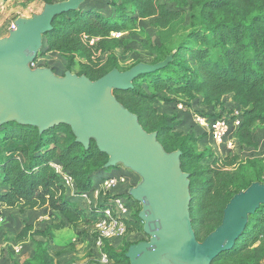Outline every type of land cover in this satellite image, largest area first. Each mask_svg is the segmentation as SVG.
I'll return each mask as SVG.
<instances>
[{"label":"trees","instance_id":"trees-1","mask_svg":"<svg viewBox=\"0 0 264 264\" xmlns=\"http://www.w3.org/2000/svg\"><path fill=\"white\" fill-rule=\"evenodd\" d=\"M188 1L199 9L198 27L175 48L158 46L157 58L151 64L164 60L173 52L171 62L163 69L138 75L132 82L133 88L116 90L114 96L138 117L146 132L157 133L158 141L167 152L181 151V167L190 178L192 227L197 240L202 241L220 225L226 204L242 189L221 184L219 169L199 166L201 160L207 159L206 156L191 150V136L178 138L171 134L178 123H172L171 119L159 114L155 103L159 100L167 104L172 100L159 99L155 91L184 96L188 102L199 96V103L215 109L222 105L224 96H229L241 114L233 136L239 142H247L254 125H264V0H176L181 6ZM85 2L76 10L53 19L52 30L44 35L43 46L34 65L46 53H58L69 64L75 58L90 60V39L97 40L96 44L104 49L111 34L134 29L139 17L155 16L156 26L164 29L180 16L179 11L167 9L158 0H114L109 4L114 8L113 13L108 16L94 7H86ZM128 7H134L137 14ZM228 14L234 18L229 20ZM113 68H117L116 65L96 68L85 63L81 64L78 75L96 80ZM107 159L94 141L90 142L87 150L84 149L65 124L40 133L35 127L6 123L0 126V203L21 211L48 207L70 223L83 222L94 226L96 210L85 214L66 198L67 190L53 163L68 173L74 181L76 193L81 194L91 190L93 178L107 175L115 169L104 168ZM252 182L264 183L254 179L248 182L247 187ZM121 194L131 200L132 206L131 215L125 221V236L133 232L146 236L138 218L140 204L127 192ZM30 231L31 227L25 225L17 234L19 241L27 239ZM143 240L146 239L135 243ZM135 243L124 242L120 249H115L109 241H104L101 251L106 255V264H129L125 253ZM223 262L264 264V205L250 217L244 234L232 249L216 257L212 264ZM27 264H52V260L45 248L39 247Z\"/></svg>","mask_w":264,"mask_h":264},{"label":"water","instance_id":"water-1","mask_svg":"<svg viewBox=\"0 0 264 264\" xmlns=\"http://www.w3.org/2000/svg\"><path fill=\"white\" fill-rule=\"evenodd\" d=\"M86 0L45 3L31 17H17L14 29L0 37V126L15 122L41 133L56 125L70 127L84 149L94 141L108 159L105 169L123 167L139 181L127 194L140 204L138 218L146 240L128 247L129 264H212L244 234L250 217L264 205V183L252 182L226 204L222 220L197 240L189 210L190 178L181 167V151L167 152L156 132H146L138 117L114 91L133 88L140 74L165 68L173 52L155 64L138 63L96 80L47 67H32L52 30L53 19Z\"/></svg>","mask_w":264,"mask_h":264},{"label":"rangeland","instance_id":"rangeland-1","mask_svg":"<svg viewBox=\"0 0 264 264\" xmlns=\"http://www.w3.org/2000/svg\"><path fill=\"white\" fill-rule=\"evenodd\" d=\"M113 1L87 0L85 6L94 7L96 11L108 16L113 13L114 8L109 5ZM158 3L165 5L171 11L180 12L178 19L170 26L164 29L158 28L155 24V16L139 17L134 24V29L111 34L104 49H101L100 44H96L97 40L90 43V39L88 41L91 47L90 60L75 58L69 64L68 60L58 53H46L38 58L34 67H47L61 76L66 71L78 75L81 72V64L85 63L94 65L96 68L110 67L114 64L118 69L125 70L137 63L155 62L158 46L162 44L168 49L175 48L184 41L185 37L192 32L191 30H195L199 25L197 20L199 9L194 8L191 1L184 6L178 4L176 0H158ZM43 5V0H0V37L7 36V29L16 17H31L41 12ZM128 10L137 14L134 7H128ZM232 18L234 17L229 15V20ZM155 93L159 99L165 97L172 100L167 104L159 100L155 103L159 114L171 119L172 123H178L171 134L178 138L185 135L191 136L189 140L191 150L194 153H203L207 158L201 160L199 166H210L213 170L219 169L221 184L233 186L232 188L237 186L244 190L250 180L264 181L263 124L254 125L252 135L247 142H239L233 134H230L227 142L231 143V151H228L224 142L209 139L203 128L196 124L197 117H208L217 112L230 114L231 108L236 109L229 96H224L222 105L215 109L199 103L201 98L199 96L196 100L188 102L184 96L165 95L157 91ZM213 160L217 162L213 163ZM114 170V174L125 176L127 185L116 188L113 194L126 193L131 184H137L139 181L135 174L121 166ZM100 177L93 178V186H97L96 188L99 187ZM73 193L67 190L66 198L85 214H89L93 208L92 205ZM102 209L103 207L99 211ZM0 211L5 218L0 224V264H27L34 256L36 248L39 247L45 248L52 264H106L101 260L95 243V225H87L83 222L70 223L48 207L21 211L19 208H7L1 204ZM25 225L30 226L31 231L27 239L19 241L17 234ZM252 225L253 223L250 222V226ZM142 238L147 239L146 236L133 232L110 243L115 249H120L124 242L135 243ZM17 246H21L18 253L15 252ZM222 264H229V262Z\"/></svg>","mask_w":264,"mask_h":264},{"label":"built area","instance_id":"built-area-1","mask_svg":"<svg viewBox=\"0 0 264 264\" xmlns=\"http://www.w3.org/2000/svg\"><path fill=\"white\" fill-rule=\"evenodd\" d=\"M14 22L8 27V31L14 29ZM7 31V32H8ZM95 39H91L90 43H93ZM34 67V64H32ZM230 114H220L217 117H197L196 124L203 128V131L208 134L209 139L215 142H224L228 151H231V143L227 142V138L230 134H233L234 130L240 124L241 114L239 109L231 108ZM56 173L61 177L63 186L82 198V200L88 201L92 205V209L97 212V221L95 223L94 234L95 243L99 249L100 257L103 262H107L106 255L101 251L104 241L119 240L126 234L127 221L132 212V206L129 200L121 194H113L116 188L125 186L126 178L124 175H116L114 171L109 172L107 175L101 176L99 179V187L93 186L89 192L77 194L74 181L68 175L62 167L53 163ZM135 184H131L130 187ZM1 206V204H0ZM103 207L102 211L99 209ZM91 209V210H92ZM91 212V211H90ZM4 215L0 211V224L4 221ZM21 250V246L15 248V252L18 253Z\"/></svg>","mask_w":264,"mask_h":264},{"label":"crops","instance_id":"crops-1","mask_svg":"<svg viewBox=\"0 0 264 264\" xmlns=\"http://www.w3.org/2000/svg\"><path fill=\"white\" fill-rule=\"evenodd\" d=\"M18 17H25V16H18ZM17 18V17H16ZM8 33V32H7ZM2 37V36H1Z\"/></svg>","mask_w":264,"mask_h":264}]
</instances>
